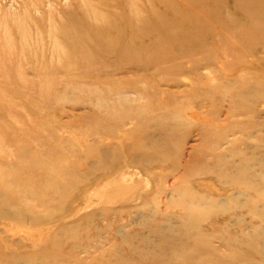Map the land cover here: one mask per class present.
Returning a JSON list of instances; mask_svg holds the SVG:
<instances>
[{
  "label": "rangeland",
  "instance_id": "rangeland-1",
  "mask_svg": "<svg viewBox=\"0 0 264 264\" xmlns=\"http://www.w3.org/2000/svg\"><path fill=\"white\" fill-rule=\"evenodd\" d=\"M131 32L139 39L124 48L118 33ZM114 89L130 105L117 106ZM245 98L254 102L230 115ZM148 129L172 146L169 162L137 158L131 146ZM250 145L264 151V0H0V264L217 260L219 237L262 223L250 212L264 211L260 189L241 210L200 217L198 232L214 237L195 251L141 217L157 208L154 222L174 224L176 189L227 199L242 172L230 163L250 158ZM219 154L227 176L204 170ZM123 235L149 248L132 252ZM220 250L264 264L251 248Z\"/></svg>",
  "mask_w": 264,
  "mask_h": 264
},
{
  "label": "bare ground",
  "instance_id": "bare-ground-1",
  "mask_svg": "<svg viewBox=\"0 0 264 264\" xmlns=\"http://www.w3.org/2000/svg\"><path fill=\"white\" fill-rule=\"evenodd\" d=\"M161 24L164 27L167 25L170 26L169 21H163V23H161ZM136 30H140V28L134 27L132 29V31H136ZM136 34H137L136 32H131L130 36L128 37L129 34L127 36H125V34H123V36H121L120 33H118V37L123 42L124 48L128 47V49H129V47L134 46V43L136 42V40L139 39L138 36H136ZM93 35H97V34H92V36ZM126 37H128V38H126ZM151 42H153V41H151ZM155 42L157 43V42H159V40L158 41L155 40ZM97 45H94V46H97ZM82 46L87 47L86 42L85 41H81V42L78 41L76 44L77 50L84 57L85 56L90 57V53H91L90 50L88 53V51L84 50V48ZM98 48H101V47H98ZM123 51L124 50H122V52ZM94 53H96V52H93L92 55H94ZM133 61H134L133 59H132V61L130 60V62H133ZM128 62H129V60H128ZM133 63L137 64L135 62H133ZM148 64H149L148 62H145V61L142 62V65L147 66ZM150 76H151V74H150ZM154 76H156V75L154 74ZM160 78L161 77H159L158 79H160ZM144 80H146V79H144ZM147 80L149 81L148 78H147ZM160 81H161V79H160ZM116 90H117L116 92H115V89L113 90V93H114L113 95L117 94L119 96L124 97L123 99H120L119 101L116 102L118 104L117 106L123 105V104L130 105L129 100L126 97L127 93L129 91L122 92L120 89H116ZM248 94H249V92H248ZM138 95L140 96V93H138ZM242 96H243V94L238 93V94H235L234 96L232 95L231 98L234 100V99H239ZM134 97H135V95H134ZM257 97H259V96H256L255 99H257ZM260 97H259V99H261ZM250 101H252L251 98H249L248 101L245 98V101H243L244 103L242 104V106L237 108V109H233V111H231L229 114L232 115L233 112H239L241 110H244L247 106V103H249ZM252 102H254V101H252ZM124 114H122L121 117L124 116ZM232 126H234V125H232ZM257 136L259 137V135H257ZM249 137L251 138L252 136H249ZM122 144L127 147V144L125 142H123ZM213 144H215V143H213ZM131 147L136 152L141 153V155L137 158L140 160H143L145 162H149V161L152 162L153 161V162L159 163V162H161L160 160H164V161H166L165 163H167L171 160L170 158H168L167 153H169L171 151L172 146L170 144H167V143L164 144L163 139H162V134L155 135L151 129H148L145 132L144 137L141 140L140 139L137 140ZM255 147L256 146H253V145H250L249 147L247 146V150L248 151L250 150V152H252V154H251L250 158L245 159L246 158L245 157L244 158L245 160L243 163L238 162L237 166L235 165L234 162L230 163L232 168H237V169H239V171H242V172L240 174L238 173L237 175H234L236 180L231 181V185L235 187V191L233 193H231L230 195H228L227 199H224V200L211 199L208 195H206V194L205 195H199L198 192H193L190 188L184 189V191H186L188 195L185 194V196L182 197L183 194H181V193H185V192L179 193V191H178L179 189H176V190H173L171 192V196H172L171 200H175L177 205L180 206L181 213L178 216H174V219L176 220V221H172V222H174V224L166 225V223H165V225H163V224H159L160 222L159 223L154 222L153 221L155 219L154 216H155V214L158 213L157 208H152L149 210V212L146 215H143L141 217L142 223L147 224V225H150V223H151L150 232L153 234H161L162 236H168L170 238H173L174 235L177 236V234H178V236H179L181 234L180 236H182V238L185 241L182 242L181 244H178L177 248L181 249L183 251H186V250L191 249V248H193L195 251V248L197 247V245H201L203 243H211L210 240H212L214 236L211 237L210 235L202 234L200 231L198 232L199 224L196 222L198 220H200V217H203V216L206 217L210 214H215V213H226L228 211L234 212V210H241L243 207L247 206L249 201H250L247 199L248 197H250V195L247 194V192H251V191L256 192V191H258V189L261 190L260 191L261 193L259 192V194H258L259 202L264 201V180H263L264 151L262 150L261 152H259L255 149ZM256 148H258V147H256ZM113 151L116 152L117 150H113ZM113 151H111V152H113ZM114 154L116 155V153H114ZM114 154L112 156H114ZM219 155H221V156L217 157L218 160L215 163H213L212 166H209L208 168H205L204 170H207V169L214 170L215 172H217V174L219 176L222 174H225L227 176L226 173H230L229 172L230 165L225 160H222L224 158L223 156L226 157V154H219ZM253 159H254V161H252ZM255 166L257 167L256 169L254 168ZM131 176H132V174H131ZM126 178H122L123 181H125ZM119 179H120V177H119ZM129 180H131L130 177H129ZM225 183H226V181H225ZM120 185H121V183H120ZM195 186H197V185H195ZM238 195L244 196V199L237 200ZM256 206H258V205H256ZM258 209H260L259 206H258ZM250 212L256 214L257 217L259 216L262 223L260 225H256V226L255 225H251V226L249 225L251 227V229H247V228H249V226H248L246 228L247 231L244 230L243 228H242L243 230L240 229V230H242L241 234H237V235L236 234L235 235L234 234H227L229 236L225 237V238H221V237L218 238L217 237L218 238L217 240L220 241V245L218 247H215L211 244L212 245L211 249H212L213 253L216 251L215 255L217 257V260L216 259L210 260V261L206 262L205 264H236V262H238L240 259H243V261H247V263L251 261L250 254H247L248 258H245L246 255L245 256L243 255L240 257L239 255H236V254H233L231 257L225 258L223 256V254L220 253V251H221L220 249H222V251L225 252L226 250H228V249L231 250L232 248L233 249H239V248L240 249L241 248H248L249 249V248H251L253 251L252 250H249V251H252L253 253L259 254L261 256L260 260L264 259V211L260 212V211L254 210V209H250ZM15 213L12 212V216H17V212H15ZM10 215H11V213H10ZM0 217H3V219H4V215H0ZM237 217L239 219H237L238 221L235 219V221H237L239 223L245 222V219H244L245 217H243V216L242 217L237 216ZM162 218H164L165 221L170 220L167 213H163ZM17 219L19 220V221L17 220L18 223L23 222L22 221L23 219H21L20 217H18ZM153 222H154V224H153ZM191 223H193V224H191ZM229 226L230 225L226 224V226L224 227L225 232H228ZM117 232L122 233L121 229H119ZM127 239L130 240V242H128ZM122 241H124V243H127L126 244L127 247L130 250H132V252H137V250H136V247L138 246L137 243L144 242V244H146L147 247L149 248L148 244L150 242V240L143 238L142 236L135 238V237H125L124 235L122 236ZM88 243L89 242L85 243L84 247H92L91 244H88ZM58 244L60 245V243H58ZM174 246L176 247L177 245H174ZM119 250H120V248H119ZM245 251H247V250H245ZM9 262H10V264H17L15 261H9ZM114 262L116 264H122L124 262V257L120 256L119 259L117 261H114ZM201 262H202V255H199L197 257V260L190 261L188 264H204Z\"/></svg>",
  "mask_w": 264,
  "mask_h": 264
}]
</instances>
